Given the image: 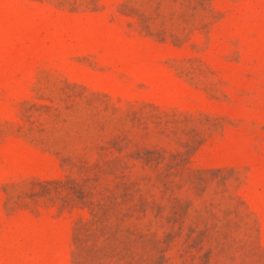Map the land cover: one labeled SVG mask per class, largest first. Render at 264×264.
I'll return each instance as SVG.
<instances>
[{
    "label": "rangeland",
    "instance_id": "rangeland-1",
    "mask_svg": "<svg viewBox=\"0 0 264 264\" xmlns=\"http://www.w3.org/2000/svg\"><path fill=\"white\" fill-rule=\"evenodd\" d=\"M0 264H264V0H0Z\"/></svg>",
    "mask_w": 264,
    "mask_h": 264
}]
</instances>
